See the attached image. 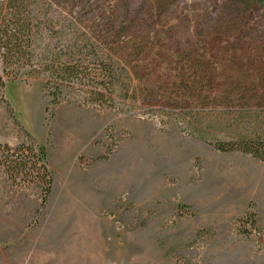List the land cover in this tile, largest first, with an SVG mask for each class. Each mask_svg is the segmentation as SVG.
Returning <instances> with one entry per match:
<instances>
[{"label":"rangeland","instance_id":"374dc122","mask_svg":"<svg viewBox=\"0 0 264 264\" xmlns=\"http://www.w3.org/2000/svg\"><path fill=\"white\" fill-rule=\"evenodd\" d=\"M40 2L46 29L37 40L46 53L73 38L67 31L78 23L92 25L96 52L108 44L138 70L142 89L144 78L154 79L158 106L169 114L149 109L141 91L127 93L123 75L113 107L70 90L52 103L44 73L25 67L6 75L0 54V144L23 147L34 136L46 144L54 176L42 206L43 187L12 179L0 164V264H264V162L219 151L177 119L191 114L193 98L199 118L217 121L199 128L226 138L228 126L218 121L247 110L231 96L238 86L225 78L191 93L183 79L204 66L263 77L264 6Z\"/></svg>","mask_w":264,"mask_h":264},{"label":"trees","instance_id":"16d2710c","mask_svg":"<svg viewBox=\"0 0 264 264\" xmlns=\"http://www.w3.org/2000/svg\"><path fill=\"white\" fill-rule=\"evenodd\" d=\"M249 1L264 6V0ZM41 7L43 6L40 0H0V54L6 75L10 73L11 76L17 77L22 69L30 67L33 71L46 75L44 87L52 96V103H59L62 94L70 90L83 92L86 103L105 107L115 106V87L123 75L127 93L141 91L142 95L149 98L144 102L149 109H156L161 116L169 114L158 106L160 100L152 83L154 79L144 78L148 81L146 83L148 86L146 90L142 89L141 84L140 86L135 84V79L141 80L138 70L128 63L124 65L123 59L119 58L117 53H111L112 48L108 44L100 49L99 54L96 52L95 42H90L97 34L96 28L92 25L78 23V26L75 25L72 30L67 31L73 38L64 37L58 51L55 47H50L46 53L45 47L41 48V43L37 40L46 29L45 24L43 26L39 24L43 23ZM61 32L64 33L62 27ZM89 43H93V49L88 51L86 47L90 45ZM122 63L123 67H120ZM225 78L231 80L229 84L238 86V94L231 93L233 99H237L242 108L247 107V110L240 109L245 111L226 116L228 119L226 122L218 121L220 125L228 126L229 134L226 138L210 136L199 128L200 125L213 123L215 120L210 119L206 122L199 118L197 111H193L195 108L193 98L187 100V106L192 109L191 114L182 117V120L177 119L181 122L182 129L185 130L187 127L193 135L212 144L219 151H240L264 162V76L257 78L253 75L240 74L234 77L231 74L224 75L216 68L204 66L201 71L191 72L183 82L186 83L185 88H189L191 93H196L198 86H202L201 88L208 84L217 86L222 84ZM3 88L5 80L0 75V92ZM213 91L215 89L206 92ZM163 106L165 108L169 105ZM32 137L31 143L27 146L22 145L23 147L0 144V164L12 179L20 178L43 187L44 206L51 194L54 176L48 165L46 144Z\"/></svg>","mask_w":264,"mask_h":264}]
</instances>
